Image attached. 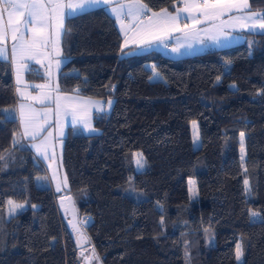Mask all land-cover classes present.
I'll use <instances>...</instances> for the list:
<instances>
[{
    "label": "trees",
    "instance_id": "16d2710c",
    "mask_svg": "<svg viewBox=\"0 0 264 264\" xmlns=\"http://www.w3.org/2000/svg\"><path fill=\"white\" fill-rule=\"evenodd\" d=\"M143 2L160 11L179 0ZM249 2L264 13V0ZM249 35L187 57L122 56L104 8L67 17L60 90L114 101L93 117L98 134L68 129L62 153L69 192L88 194L76 204L101 264H239L237 245L240 264H264V223L250 216H264V33ZM15 105L12 66L0 60V264H80L57 195L37 180L44 165L21 139L12 146ZM134 153L147 161L142 171ZM9 200L25 207L10 215Z\"/></svg>",
    "mask_w": 264,
    "mask_h": 264
},
{
    "label": "snow or ice",
    "instance_id": "6c2138e0",
    "mask_svg": "<svg viewBox=\"0 0 264 264\" xmlns=\"http://www.w3.org/2000/svg\"><path fill=\"white\" fill-rule=\"evenodd\" d=\"M173 2V0H170ZM182 6L177 7L173 2V12L167 9L153 11L143 0H0V60L7 61L14 66L17 84H23V74L31 70L28 62L43 64L48 61V69H51L53 57L61 55L60 37L65 34L64 21L66 15L73 16L93 7L110 5L111 12L120 24L123 34L121 52L123 55H131L124 52L125 48L134 45L136 48L148 51L154 45H163L168 48L166 41L172 39L173 32H179L183 40L177 39L176 45L171 48L172 52L181 53V48H191L193 42L203 43L201 32L208 36L214 43H220V38L228 40L226 28H239L248 32L264 33V13L251 10L249 0H179ZM67 10V12H66ZM227 17V19H224ZM129 23H125V20ZM210 24L208 28H200V25ZM9 41L11 46L9 47ZM57 67L60 60L54 61ZM155 68V66H153ZM52 82L36 84L32 87L39 90L33 96L26 89L17 88L19 95L17 107L12 109L19 116L21 131L13 138L12 146L20 143V138H31L35 141L45 133V129L53 121L59 129V135H63V126L67 119L71 118L72 125L81 124L84 129L94 132L92 127L90 110L95 108L97 112L104 111V105L92 100H80L75 97L62 96L59 94V84L54 82L52 73L48 71ZM159 76V73H155ZM219 77L217 80L219 81ZM230 87H235L231 85ZM79 92V89H76ZM34 101L45 105L43 109H36L31 102ZM108 106L111 101H107ZM47 105H51L48 107ZM6 110L0 109V113ZM194 129V143L199 140L196 122H192ZM241 160L244 156L245 133L240 132ZM53 132L48 130L42 136L40 143L33 144L37 154L43 159H51L49 149L53 147ZM135 164L138 171H142L147 164L142 153H134ZM5 157L0 155V160ZM247 170V169H245ZM55 172L53 179H55ZM46 177H37L38 181ZM67 177L63 178L66 185ZM190 183H194L191 182ZM245 186L248 180H244ZM250 191V189H248ZM56 191H61V183L56 184ZM9 214H14L17 209L25 207L9 200ZM254 222L258 220L264 223V216L258 212H251ZM79 234V233H78ZM82 235V234H80ZM83 256V252L81 253ZM237 259L242 255L241 246L237 245ZM99 261L95 248L91 249V256L85 257L90 261Z\"/></svg>",
    "mask_w": 264,
    "mask_h": 264
},
{
    "label": "crops",
    "instance_id": "0c3cea01",
    "mask_svg": "<svg viewBox=\"0 0 264 264\" xmlns=\"http://www.w3.org/2000/svg\"><path fill=\"white\" fill-rule=\"evenodd\" d=\"M176 6L180 7L182 5L179 2ZM97 8H104L109 13V15L114 19L115 24L117 26V29H118V31L122 37V41H123V34L120 30V24L117 21L115 15L111 12V10H110L111 6L110 5L93 7V8L87 9L85 11H89V10H93V9H97ZM167 10L169 12H173V14H174V9H171V10L167 9ZM85 11H83V12H85ZM66 12H67V10H66ZM157 12H159V11H157ZM254 12H257V11H254ZM67 17H68V15H66L65 21H66ZM224 19H227V17H225ZM65 21H64V28H65ZM125 23H129V21L126 19ZM199 27L202 29L208 28V27H210V24L200 25ZM225 31H226L229 39L225 40V39H223V37H221L220 43H218V44L214 43L211 39L208 38L207 35H205L203 32H201V36L203 37V43L193 42V46L191 48H181L180 51L182 54H177V53L171 51V48L176 45L177 39L183 40V36L179 32H173L172 39L166 41V43H168V45H169L168 48H164L163 45L157 44V45H154L152 49H150L148 51H144L142 49L136 48L134 45H130L128 48L124 49V52H131L132 53L131 55H133V54H141V53H145V52H149V51H158V52L163 53L164 55H168V56L178 58V57L193 56V55H196L198 53L208 51V50H214V49H219V48H224V47H231V46L237 45L235 43L240 44L243 42H250L252 39V36L249 35L250 32H248L247 30H241L238 27L235 29L226 28ZM252 33H257V32H252ZM62 38H63V34L60 37L61 55L58 57H55V56L53 57V64H52L50 70L48 69V61L47 60H45L43 62V64H37L35 62L30 61L28 63H29V68L31 70L24 72V74H23L24 83L23 84H17L14 66L11 65L12 70H13V80H14V85H15V96H16L15 108L17 107V104L19 101V95H18L16 89L17 88L26 89V92L30 93L31 95H33V96L37 95L39 90L32 87V86L36 85V84H46V83L52 82L49 78L48 71H50L52 73V76L54 77V82L59 84V73H60L63 65L67 61L66 58L63 57V55H62ZM10 46H11V41H9V47ZM121 55L126 56V55H123L122 52H121ZM57 59L61 61V63L59 64L58 67L54 62ZM1 61H4V60H1ZM59 94L62 96L75 97V98L80 99V100H92V101L100 102L102 105H104V111L97 112L95 108H92L90 110L92 127L95 129L94 132L87 131L86 129L83 128V126L81 124L72 125L71 118L69 117L67 119V121L64 123L63 135L60 136L59 135V129H57L55 127V123H54L55 122V116L53 115L50 118L53 121V123L48 125V127L45 129V133L42 134V136L46 135L48 130H52V132H53V137H52L53 147L51 149H49V155L52 157L51 159H47V160L43 159L39 154H37L35 148L33 147V144L40 143L42 136L37 137V139L35 141H33V140H31V138H27V137L20 138L26 144V146L31 150V152L35 155V157L44 165L45 172H46V178H47V180H48V182L52 188L53 193L54 194L64 193L66 195L69 193V186H68L67 182H66V185L63 183L64 168H63V164H62V153H63V148H64V140L68 134V129H70L74 134H84V135L98 134L99 131L94 127V124H93V117L97 113H110L112 110L114 101L110 100L111 105L108 106L107 101L94 99V98H90V97H86V96H81V95L76 94V93L62 92L60 90V86H59ZM29 102H31L33 104V107H35L36 109H43L45 107V105H41L38 102L24 101V103H29ZM47 106L51 107V105H47ZM16 116H17V120L19 123V130L21 131V125H20L19 116L17 113H16ZM54 172L56 174L55 179H53V173ZM58 182L61 183V191H59V192L56 191V184Z\"/></svg>",
    "mask_w": 264,
    "mask_h": 264
},
{
    "label": "water",
    "instance_id": "95a60500",
    "mask_svg": "<svg viewBox=\"0 0 264 264\" xmlns=\"http://www.w3.org/2000/svg\"><path fill=\"white\" fill-rule=\"evenodd\" d=\"M56 203L59 213L63 218L68 231L71 233L74 243L78 249L80 264H88V262L85 260V257L91 256V249L93 247L90 244L87 234L80 225L79 212L73 196L68 194L57 197ZM82 252L83 256L81 255ZM90 264H99V261L92 259Z\"/></svg>",
    "mask_w": 264,
    "mask_h": 264
},
{
    "label": "rangeland",
    "instance_id": "374dc122",
    "mask_svg": "<svg viewBox=\"0 0 264 264\" xmlns=\"http://www.w3.org/2000/svg\"><path fill=\"white\" fill-rule=\"evenodd\" d=\"M235 44H237L238 45V43H235ZM154 79H158L159 78V76L157 77V76H155V74H154V77H153ZM196 122V121H195ZM196 125H197V128H196V130L195 131H198V135H199V130H198V123L196 122ZM191 131H192V137H193V142H194V129H193V126H192V123H191ZM194 146L196 147V148H198L199 146H200V137H199V140H198V142L197 143H194ZM241 147V146H240ZM241 155H242V153H241V151H240V157H241ZM243 156H244V159H243V161H242V163H244V161H245V144H244V153H243ZM8 162V156H6L5 157V163H7ZM190 181L191 182H194V183H190ZM189 187H190V193H191V196L192 197H194V195L196 194V187H195V181H194V179H190L189 180ZM68 194H71L70 192L68 193ZM68 194H66V195H68ZM57 195V197H61V196H64L65 194L64 193H60V194H56ZM72 196H73V198H74V201H75V204H76V202H80L82 199L84 200V199H86L87 197H88V194H87V192H79V193H77V194H71ZM76 206H77V204H76ZM253 212V211H252ZM251 219L253 220V218L251 217ZM254 221V220H253ZM256 221H258V220H256ZM80 225H81V227H82V229L85 231L86 230V227H87V225L89 224V221H88V219L87 218H85L83 215H81L80 216ZM209 243H211V239H209V241H208ZM241 256H240V258L239 259H237V261H238V263L240 264L241 263ZM99 264H101L100 263V260H99Z\"/></svg>",
    "mask_w": 264,
    "mask_h": 264
}]
</instances>
